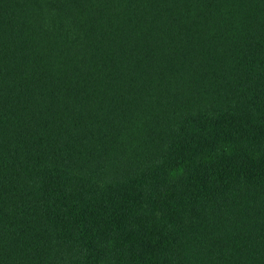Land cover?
Returning a JSON list of instances; mask_svg holds the SVG:
<instances>
[{
    "label": "trees",
    "instance_id": "obj_1",
    "mask_svg": "<svg viewBox=\"0 0 264 264\" xmlns=\"http://www.w3.org/2000/svg\"><path fill=\"white\" fill-rule=\"evenodd\" d=\"M0 264H264V0H0Z\"/></svg>",
    "mask_w": 264,
    "mask_h": 264
}]
</instances>
